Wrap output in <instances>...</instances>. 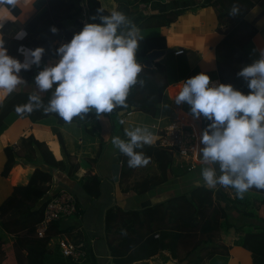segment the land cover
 Listing matches in <instances>:
<instances>
[{"label": "crops", "instance_id": "1", "mask_svg": "<svg viewBox=\"0 0 264 264\" xmlns=\"http://www.w3.org/2000/svg\"><path fill=\"white\" fill-rule=\"evenodd\" d=\"M37 1L17 0L15 6L20 9V15L17 17L4 4L0 5V28L8 21L26 24L38 12ZM99 1L102 9L108 11L109 14L112 11L122 12L137 26L140 30L139 36L143 38L140 40L147 42V56L153 51L169 52L150 66L146 65L147 57L137 59V62L144 68V71H141V75L144 77L146 69L150 70L148 72H156L158 66H163L166 70L165 78L158 73L150 75L153 81L167 84L165 90L160 93L161 99L156 106L155 115L141 111L135 106L125 109L118 106L111 113H102L100 117L92 109L89 112L94 114V118L89 120L80 118L79 122L62 125L55 117L33 122L28 117L10 113L6 117V129L0 134V206L11 197L15 188L26 187L29 184L36 169H41L51 174L52 182L48 184L49 190L38 201L35 209H41L51 198V195L61 190L72 193L77 198L79 208V215L57 221V226L51 225L47 229V236L51 235L50 251L57 250L60 253L59 240L68 239L91 252L98 264H122L130 259L136 260L132 264H170L171 262L179 264L165 250H159L155 256L147 259L156 250L155 239H158L156 236H159L160 231L154 235V239L149 233L148 225L142 227L141 222H134L133 218L137 213L156 204L166 202L177 195L188 194L196 187L206 186L201 174L202 168L215 167L217 175H220L219 165H203L201 163L203 154L199 150V164L193 170L185 172L189 165L172 156L174 159L173 177H169L167 182L159 185L156 189L140 194L132 188L138 182L161 175L158 165L142 151L144 157L148 159V163L139 167H129V157L121 156L120 160L119 149L112 144V138L118 136L127 141L129 138L126 136V131L136 127H146L153 134L151 146H156L161 132L176 122L177 117H180L184 123L190 124L196 130L201 141L202 133L207 128L205 118L202 114L199 119L193 118L190 105L187 103L177 105L174 98L182 89L184 81L197 74H207L210 81L219 77L217 47L224 39L227 30L226 25L220 23L219 10L222 4L227 5L228 0ZM87 11L84 0H81L80 14L77 19L84 25L89 23ZM179 11L182 13L174 22L167 25V18L174 17V14ZM246 20L257 29L253 38L255 50L249 57L250 62L253 63L260 59L261 52L264 51V0H260L251 9ZM64 24L71 31L77 28L75 20H69ZM120 31H124L123 27L118 30V34ZM21 37H25L23 31L17 38ZM0 39H2L1 33ZM179 51L184 52L177 55L176 53ZM59 59L52 57L47 62L48 66H54ZM24 60L25 56L23 55L22 62ZM34 66L32 65L31 68ZM36 75L38 73L33 77L19 73V77L25 82L19 84L14 92L36 93L41 98L51 99L56 86L53 85V88L48 91L39 92L35 85ZM140 87L143 90L137 87V100L147 92L146 87L143 85ZM8 95L5 90L0 89V107ZM121 118H124L123 125L120 123ZM30 136L45 143L56 159L63 161L67 168L65 170L50 169L42 162L33 164L26 161L23 156H14L13 151H20L22 140ZM203 147L204 145L200 142V149ZM7 148L12 150L17 164L5 175L9 162V157L6 154ZM124 161H127L128 178L120 186ZM73 165L78 168L70 177L69 170ZM114 165H120L118 183L114 181ZM92 176H98L101 180V194L98 198L90 197L83 188V184ZM126 189L129 191L123 192ZM213 189L215 190V199L220 201L227 210H231L230 201L237 197L235 190L219 185ZM244 196L248 199V203L251 202L249 209L259 207L260 214L264 217V206H259L258 202V198L264 196V193H261L260 189L252 187ZM13 217L14 214L10 213L8 220ZM74 217L78 218L73 220ZM230 223L232 227L224 228L214 236L220 246L218 250L224 252L215 254L210 260L205 261V264H213L215 261H217L215 264L253 263L252 254L242 246L236 245V242L240 241L253 228L244 226L247 219L239 217L237 213L232 214ZM236 227H243V229L238 232ZM0 230V264H28V252L22 250L17 242L19 236L22 239L27 236L26 233L8 234L3 232L1 225ZM147 243L148 247L142 248L140 253L135 254V250ZM183 255L181 249V256Z\"/></svg>", "mask_w": 264, "mask_h": 264}, {"label": "trees", "instance_id": "2", "mask_svg": "<svg viewBox=\"0 0 264 264\" xmlns=\"http://www.w3.org/2000/svg\"><path fill=\"white\" fill-rule=\"evenodd\" d=\"M80 1L38 0L36 2L38 12L26 24H21L18 21H8L0 28L8 55L18 59L20 62H22L23 54L18 49L21 47L32 50L42 47L45 50L40 65H35L27 71L22 69L21 74H28L33 77L34 74L49 67L47 62L55 56V41L63 37L71 41L74 34L79 33L83 29L85 25L77 19V16L80 14ZM259 2L260 0H228L227 5L220 4L221 8L219 10L220 23L221 25H226L227 28L224 39L217 47L219 78L222 84H231L234 89L241 91L245 95L250 91L247 81L243 77H239L237 73L244 66L251 64L249 57L255 50L253 38L257 33V29L246 20V16ZM4 5L14 16L20 15V9L17 6ZM84 5H86L88 10L89 23L99 24L101 23L99 19L100 15H110L104 9L103 13L98 12V9L101 8L99 0H84ZM233 5L238 6L239 12L237 15L229 14ZM181 13L179 11L174 14V17L167 18V25L174 22ZM93 17L96 18L93 19ZM69 20H75L76 30L71 31L65 26L64 23ZM53 27L57 29V32H52L51 29ZM22 31L25 33V37L17 38L18 34ZM147 53V42L139 40L136 60L146 58ZM142 70L144 71L143 66ZM148 71L150 70L146 69L145 77L141 75V72L138 75V80L143 81V86L147 88V92L141 99L137 100V87L141 89L140 84L137 83L129 91L126 99L127 107H120L121 109L135 106L141 111L155 115L156 106L160 103L161 99L160 93L165 90L167 84L153 81L150 75L158 73L161 77L165 78L166 70L165 67L158 66L156 72ZM54 86L56 85L54 84ZM31 94L29 92H12L8 95L0 107V134L6 129L7 115L16 113L15 109L18 105L27 104ZM41 100L45 106L50 101L46 97L41 98ZM21 117H28L33 122L55 117L62 125L80 121V116H76L73 117L71 122H66L58 114L45 113L43 109L35 110L30 114L26 113ZM92 118H94L93 113L88 112L84 114V120ZM135 151L141 153L144 151L147 157L154 160L158 165L161 175L152 176L142 182H138L132 188L134 191L145 194L167 182L169 177H173L174 159L171 152L167 149L160 148L157 145H144L142 148L135 149ZM6 154L9 157V162L6 166L5 175L17 164L14 156H23L26 161L33 164L42 162L50 169L65 170L67 168L63 161L56 159L45 143L36 140L33 136L22 140L20 151H13L14 156L12 155V150L9 148L6 149ZM119 156L121 160V156L126 155L119 150ZM77 168L75 165L70 168V177L73 176ZM186 169L185 172L189 171L188 168ZM126 170L127 161H124L120 186L127 181L128 173ZM51 182L52 176L50 173L36 169L29 184L26 187L15 188L11 197L0 206V225L3 232L8 234L26 233L27 236L22 239L19 236L17 242L22 250L28 252V264H78L64 258L61 251L60 253L57 250L50 251L49 243L51 235H48L46 238H39L36 233L37 225L44 218L45 206L39 210H36L35 206L47 193L49 190L48 184ZM83 188L90 197L98 198L101 194L100 178L98 176L88 178L83 184ZM128 191L129 189L123 190V192ZM214 191L213 188L206 186L196 187L188 194L177 195L166 202L156 204L135 215L133 218L134 222H141L142 227L148 225L152 238L155 239L154 235L160 231L158 239H155L157 242L156 250L147 259L155 256L159 250H165L179 263L187 260L189 264H205V261L210 260L215 254H222L224 252L218 250L220 246L217 244L214 236L222 229L232 227L230 217L233 213H237L239 217L247 219V223H244V226L251 227L253 230L248 231L240 241L236 242V245L242 246L252 254V264H264V217L260 214V208L255 206L256 208L252 207L249 209V203L251 202L249 201L248 203L246 196H243V198L237 196L233 201L225 198L232 205V209L227 210L220 201L215 199ZM260 192L264 193V189H260ZM242 200H245L246 203L245 201L242 202ZM258 202L259 206H264V196L259 197ZM10 213H13L14 217L8 220ZM51 225L57 226L58 223L53 222ZM242 229L243 227H236V231L238 232L242 231ZM146 247H148V243L144 244L140 250ZM181 249L184 253L183 256H181ZM85 250L88 254L85 261L86 264L88 261H90L88 264H98L91 252L87 249ZM138 250L134 251L135 254ZM134 261L136 260L130 259L127 262L124 261L122 264H132Z\"/></svg>", "mask_w": 264, "mask_h": 264}, {"label": "clouds", "instance_id": "3", "mask_svg": "<svg viewBox=\"0 0 264 264\" xmlns=\"http://www.w3.org/2000/svg\"><path fill=\"white\" fill-rule=\"evenodd\" d=\"M16 3L17 0H0V5L15 6ZM98 12L103 13L102 7ZM238 12V6L233 5L229 14ZM99 19L101 23L85 24L69 43L62 44L57 49L59 61L35 76L39 92L56 85L47 106L33 93L27 104L16 107L18 115L43 109L71 122L76 116L84 119V114L92 109L100 117L118 106L127 107L130 89L137 83L143 85L138 80L142 66L136 60L138 41L143 38L137 26L122 12L112 11L110 15H100ZM122 27L124 31L118 34ZM51 30L57 32L55 27ZM18 51L25 56L24 62L8 55L4 40L0 39V89L8 94L25 82L19 77L22 69L27 71L32 65H40L45 50L21 47ZM237 75L247 81L250 90L247 95L231 84L210 87V77L200 73L184 81L174 101L177 105H190L193 118L199 119L202 114L211 121L201 136L200 142L204 145L200 149L201 163L218 164L220 175L215 167H203L205 185L231 187L243 198L252 187L264 189V51L260 59L244 66ZM126 136L127 141L113 137L112 144L129 157V167L146 165L148 159L135 149L151 145L153 134L146 127H136L126 131Z\"/></svg>", "mask_w": 264, "mask_h": 264}, {"label": "built area", "instance_id": "4", "mask_svg": "<svg viewBox=\"0 0 264 264\" xmlns=\"http://www.w3.org/2000/svg\"><path fill=\"white\" fill-rule=\"evenodd\" d=\"M70 40L63 37L54 43L55 58H60L57 54V49ZM184 51H179L176 54L181 55ZM222 84L219 77L211 80L210 87L213 85ZM169 127L161 132L157 146L167 149L171 154L181 161L189 165L188 170H193L199 164L200 138L196 130L188 123H184L180 117L176 118ZM206 120L207 126L211 121ZM120 123L124 124V118L120 119ZM44 209V218L37 225L36 233L39 238L47 236L46 231L53 222H57L75 215H79L77 198L67 190H61L58 193L51 195V198L46 201ZM159 237L158 235L156 236ZM58 247L64 258L70 259L75 263L82 264L87 260L88 254L82 246H78L68 239H61L58 242Z\"/></svg>", "mask_w": 264, "mask_h": 264}, {"label": "water", "instance_id": "5", "mask_svg": "<svg viewBox=\"0 0 264 264\" xmlns=\"http://www.w3.org/2000/svg\"><path fill=\"white\" fill-rule=\"evenodd\" d=\"M166 53H169V52H165V51H153V52L149 53L148 56H147L146 65L147 66H150L154 61L160 59ZM113 171H114V181L116 183H118L119 180H120V177H119V174H120V165H114L113 166ZM170 264H177V263L171 262ZM179 264H189V261L186 260V261H184L182 263H179Z\"/></svg>", "mask_w": 264, "mask_h": 264}, {"label": "rangeland", "instance_id": "6", "mask_svg": "<svg viewBox=\"0 0 264 264\" xmlns=\"http://www.w3.org/2000/svg\"><path fill=\"white\" fill-rule=\"evenodd\" d=\"M119 126V125H118ZM121 130V129H120ZM75 218H78V217H74L73 220H76ZM1 231V230H0ZM138 253H140V249L137 251ZM217 261L213 262V264H215Z\"/></svg>", "mask_w": 264, "mask_h": 264}]
</instances>
